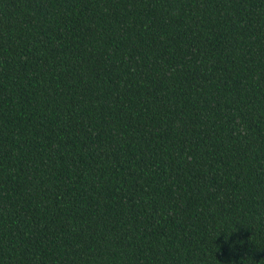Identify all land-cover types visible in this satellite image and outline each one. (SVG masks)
<instances>
[{
    "label": "trees",
    "instance_id": "trees-1",
    "mask_svg": "<svg viewBox=\"0 0 264 264\" xmlns=\"http://www.w3.org/2000/svg\"><path fill=\"white\" fill-rule=\"evenodd\" d=\"M0 264H264V0H0Z\"/></svg>",
    "mask_w": 264,
    "mask_h": 264
}]
</instances>
